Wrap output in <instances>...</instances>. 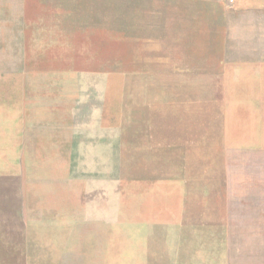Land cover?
Listing matches in <instances>:
<instances>
[{"label": "rangeland", "instance_id": "374dc122", "mask_svg": "<svg viewBox=\"0 0 264 264\" xmlns=\"http://www.w3.org/2000/svg\"><path fill=\"white\" fill-rule=\"evenodd\" d=\"M220 2L0 0V264H264V19Z\"/></svg>", "mask_w": 264, "mask_h": 264}, {"label": "crops", "instance_id": "0c3cea01", "mask_svg": "<svg viewBox=\"0 0 264 264\" xmlns=\"http://www.w3.org/2000/svg\"><path fill=\"white\" fill-rule=\"evenodd\" d=\"M218 7L214 6V3H211V9ZM221 12V19H264V5L253 4L251 0H233V3L229 6L221 4ZM208 19H216L215 11L212 15L209 13Z\"/></svg>", "mask_w": 264, "mask_h": 264}]
</instances>
